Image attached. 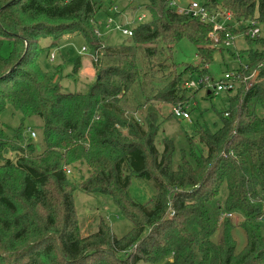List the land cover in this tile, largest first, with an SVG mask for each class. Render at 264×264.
<instances>
[{
    "label": "trees",
    "instance_id": "16d2710c",
    "mask_svg": "<svg viewBox=\"0 0 264 264\" xmlns=\"http://www.w3.org/2000/svg\"><path fill=\"white\" fill-rule=\"evenodd\" d=\"M113 0H0V264H264V33L254 38L252 21L264 27V0H206L211 12H229L225 33L245 35L256 48L247 68L261 80H241L216 131L200 127L186 137L174 163L175 145L156 137L162 106H188L194 96L186 73L207 74L217 43L214 26L179 13L169 0H147L146 18L132 37L106 47L95 33L97 14ZM148 17V19H147ZM248 25L244 26L243 22ZM81 35L99 50L96 81L86 92L65 91L43 71L37 56L42 37L55 43ZM183 38L198 47L201 64L179 72L173 47ZM82 66L77 59L73 73ZM209 91V92H208ZM215 93L208 88L207 97ZM11 105L23 115L9 138L1 119ZM44 124L36 143L25 120ZM172 115V114H171ZM39 146L42 150H38ZM88 176L79 175L81 167ZM68 170L71 172L68 173ZM134 177L152 181L156 193L146 203L131 194ZM111 196L133 227L117 236L102 219L84 235L74 192ZM170 211H173L172 216ZM246 244L238 248L236 221Z\"/></svg>",
    "mask_w": 264,
    "mask_h": 264
},
{
    "label": "rangeland",
    "instance_id": "374dc122",
    "mask_svg": "<svg viewBox=\"0 0 264 264\" xmlns=\"http://www.w3.org/2000/svg\"><path fill=\"white\" fill-rule=\"evenodd\" d=\"M117 10L106 12L100 11L96 19L98 21L95 33L101 38V43L106 47L119 46L128 41V37L123 35L114 25L107 27L108 16H112L116 23L123 24L129 29H133L137 23V16L145 14V5L147 0H113ZM193 1L204 4L206 0H175L179 6H187ZM111 8V9H112ZM148 19V17H147ZM232 25H239L232 22ZM244 26L248 25L247 21L243 22ZM264 33V27L259 23ZM37 45L43 50L37 56V63L43 71L50 74L54 81L58 83L65 91H81L86 92L89 87L96 81L97 71L94 67L92 45L81 35H65L56 43L52 38L42 37L38 40ZM83 47L87 48L86 52L80 53ZM251 48H256L245 39L244 34L236 35L231 45L218 44L217 51L214 54L213 61L206 66L207 74L205 78H209V82L193 89L194 96L190 98L187 110L190 113L189 119L176 118L173 115V107L168 105L162 106V117L159 125V132L156 137L157 147L160 150L164 148L166 139L172 140L176 151L174 155V163L177 164L180 160V150L187 147L186 137L193 135L200 127L209 128L211 131L218 130L222 125V117L220 112L225 111L229 106L230 96L235 94V91H222L214 97H207V89L210 86L216 85L227 72H235L241 66L248 64V51ZM12 51V42L10 39H5L1 47V55L9 56ZM55 53V59H50V54ZM81 59L82 66L78 73H73L75 61ZM173 61L178 64L179 72L187 65L198 66L201 64L198 56V47L187 38H183L174 44ZM186 79H192L196 83H200L202 79L197 73L187 72ZM209 86V87H208ZM209 92V91H208ZM186 107V105H185ZM256 113L260 117H264V108L257 107ZM172 114V115H171ZM22 113L8 105L2 113L1 119L6 124L5 132L9 138L14 136L15 130L19 128L22 121ZM44 121L39 116H31L26 118V132L35 131L36 136L33 139L36 143L40 139V129ZM38 150H42L39 146ZM81 173L77 175L70 174L71 179L80 180L82 176H88L87 168L81 167ZM156 193L152 181L143 180L137 177L132 179L131 194L138 202L146 203ZM75 206L79 219L80 229L84 235L95 232L102 219H104L113 229L117 236H123L133 227L131 220L126 218L120 206L115 200L103 193H87L80 189L74 192ZM172 216L173 211H170ZM236 221L234 229L235 238L238 241V248L242 249L246 244V236L239 224L242 221L241 215L232 214ZM262 226L264 232V220L258 222ZM139 264H149L144 261Z\"/></svg>",
    "mask_w": 264,
    "mask_h": 264
},
{
    "label": "built area",
    "instance_id": "2783aa9c",
    "mask_svg": "<svg viewBox=\"0 0 264 264\" xmlns=\"http://www.w3.org/2000/svg\"><path fill=\"white\" fill-rule=\"evenodd\" d=\"M169 3L171 6L176 8V10L179 13L185 14V15H190L192 17L199 18L203 22H210L214 26V32L212 33V37L217 44H225L226 46L231 45L232 41L234 40L235 36L230 34V33H225V39L220 41L219 35L217 34L216 31H225L227 29V24L233 22V17L229 12H222V11H217V12H211L209 9L205 6V4H200L199 2L193 1L187 6H179L175 2V0H169ZM111 10H117V7L114 6ZM146 18L145 14H140L137 16V23L144 21ZM112 24H115L114 26L125 36L127 37H132L133 35V29H129L128 27H125L123 24H119L115 22L114 17L108 16V21H107V27H110ZM252 24L254 25V28L251 31V37L254 38L262 33V28L259 26V23L257 21H252ZM87 48L83 47L80 53L86 52ZM93 58L95 61L98 60L99 57V50H97L93 55ZM50 59L54 60L55 59V53L50 54ZM244 68H247V65L244 66ZM258 71H254L251 75L249 76H242L239 73L236 72H227L224 75V78L221 79L216 85L210 86L211 88L210 91L212 90L215 95H217L219 92L222 91H234L238 88V86L241 83V80H249V85H253L260 81L261 79L258 78ZM202 79L200 80V83H196L193 80H189L186 82V87L188 88H196L198 85H203L205 83L209 82V78L201 77ZM209 87V86H208ZM187 106H174L173 107V115L176 118H183V119H189L190 118V113L186 109ZM32 137L36 136L35 131H30ZM71 171L68 170V173ZM228 216L232 217V214H228ZM258 221L264 220V214L260 215L257 219Z\"/></svg>",
    "mask_w": 264,
    "mask_h": 264
},
{
    "label": "water",
    "instance_id": "95a60500",
    "mask_svg": "<svg viewBox=\"0 0 264 264\" xmlns=\"http://www.w3.org/2000/svg\"><path fill=\"white\" fill-rule=\"evenodd\" d=\"M99 78V77H98Z\"/></svg>",
    "mask_w": 264,
    "mask_h": 264
}]
</instances>
